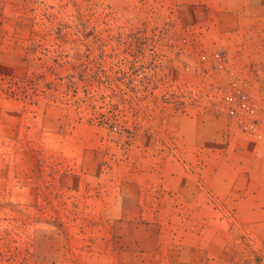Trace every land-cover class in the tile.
Returning <instances> with one entry per match:
<instances>
[{
  "label": "rangeland",
  "instance_id": "obj_1",
  "mask_svg": "<svg viewBox=\"0 0 264 264\" xmlns=\"http://www.w3.org/2000/svg\"><path fill=\"white\" fill-rule=\"evenodd\" d=\"M261 141L264 0H0V264H264Z\"/></svg>",
  "mask_w": 264,
  "mask_h": 264
},
{
  "label": "crops",
  "instance_id": "obj_2",
  "mask_svg": "<svg viewBox=\"0 0 264 264\" xmlns=\"http://www.w3.org/2000/svg\"><path fill=\"white\" fill-rule=\"evenodd\" d=\"M261 147H262V149L264 148V142L261 143L260 148ZM258 153L259 154H257L256 160L259 161V165L261 167V170H264V154H262L260 152H258ZM262 179H264V177H262ZM226 183L228 184L229 192L230 191H232V192H237L238 191V189L235 190L236 186L234 184V180L231 177L227 178ZM263 186L264 185L259 186V187H261V190L264 189ZM248 189L250 190L252 188H248ZM258 207H260V206H258V204H256V202H250V201H246L244 203H241V205L239 206L241 212L243 214L246 213L247 214V218H249L251 220H255V219H257V217H259V216L261 217L262 215H264V210H263V212L261 214L257 211Z\"/></svg>",
  "mask_w": 264,
  "mask_h": 264
},
{
  "label": "built area",
  "instance_id": "obj_3",
  "mask_svg": "<svg viewBox=\"0 0 264 264\" xmlns=\"http://www.w3.org/2000/svg\"><path fill=\"white\" fill-rule=\"evenodd\" d=\"M259 123L256 120H249V122L245 123L242 125V128L244 129V131L247 132H255V133H259L260 129H259Z\"/></svg>",
  "mask_w": 264,
  "mask_h": 264
}]
</instances>
